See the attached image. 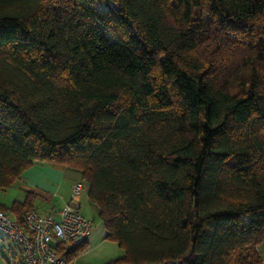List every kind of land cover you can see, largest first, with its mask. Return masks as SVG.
Segmentation results:
<instances>
[{"label": "trees", "instance_id": "1", "mask_svg": "<svg viewBox=\"0 0 264 264\" xmlns=\"http://www.w3.org/2000/svg\"><path fill=\"white\" fill-rule=\"evenodd\" d=\"M35 161L80 172L104 264H263L264 0H0V189Z\"/></svg>", "mask_w": 264, "mask_h": 264}, {"label": "built area", "instance_id": "2", "mask_svg": "<svg viewBox=\"0 0 264 264\" xmlns=\"http://www.w3.org/2000/svg\"><path fill=\"white\" fill-rule=\"evenodd\" d=\"M86 189L82 180L73 182L57 217L32 209L19 222L0 210V247L8 259L20 264H67L59 250L84 242L92 229V220L80 212Z\"/></svg>", "mask_w": 264, "mask_h": 264}, {"label": "crops", "instance_id": "3", "mask_svg": "<svg viewBox=\"0 0 264 264\" xmlns=\"http://www.w3.org/2000/svg\"><path fill=\"white\" fill-rule=\"evenodd\" d=\"M80 172L73 168L55 166L49 162L35 161L17 181L21 189L31 190L35 195L34 209L39 214H51L57 217L59 210L67 203L71 194V184L80 180ZM86 192V191H85ZM24 192L22 193V200ZM81 206V204H80ZM10 217L15 218L10 212ZM16 219V218H15ZM85 248L67 264H104L123 254V249L115 242L104 238L89 242ZM264 264V243L258 245ZM0 264H20L10 261L0 247Z\"/></svg>", "mask_w": 264, "mask_h": 264}, {"label": "rangeland", "instance_id": "4", "mask_svg": "<svg viewBox=\"0 0 264 264\" xmlns=\"http://www.w3.org/2000/svg\"><path fill=\"white\" fill-rule=\"evenodd\" d=\"M23 189L18 186V182H14L10 187L0 189V204L10 205L15 199L22 198ZM80 212L92 220V229L89 236V242L99 240L104 235L103 222L98 214L96 206L90 203L84 191L80 200ZM58 216V215H57Z\"/></svg>", "mask_w": 264, "mask_h": 264}]
</instances>
